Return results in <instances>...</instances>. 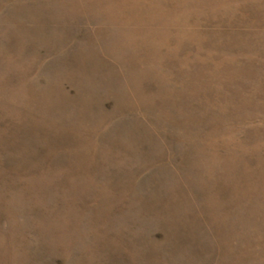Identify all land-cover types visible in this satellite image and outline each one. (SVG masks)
I'll return each mask as SVG.
<instances>
[{
    "label": "rangeland",
    "instance_id": "obj_1",
    "mask_svg": "<svg viewBox=\"0 0 264 264\" xmlns=\"http://www.w3.org/2000/svg\"><path fill=\"white\" fill-rule=\"evenodd\" d=\"M0 264H264V0H0Z\"/></svg>",
    "mask_w": 264,
    "mask_h": 264
}]
</instances>
